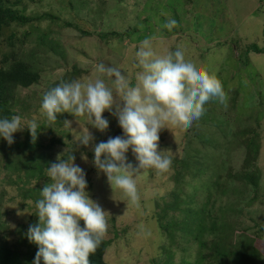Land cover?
Listing matches in <instances>:
<instances>
[{"label": "rangeland", "instance_id": "obj_1", "mask_svg": "<svg viewBox=\"0 0 264 264\" xmlns=\"http://www.w3.org/2000/svg\"><path fill=\"white\" fill-rule=\"evenodd\" d=\"M18 1L20 9L27 8L26 14L29 17L42 18L37 16L49 14L56 18L52 21L43 19L30 26L15 29L31 34L24 52L29 54L33 51L43 34L47 35V39L53 41L55 46H58L56 52L44 47L47 53L36 57V65H40L43 71L42 84L28 90L18 91L17 97L24 103V106L32 107L26 109L16 104L15 111L24 122L34 120L38 123L39 131L33 142L41 147L34 151L25 148L22 154L25 157L29 156L32 160L38 157L40 160L41 155L46 153L52 163L56 162L57 157L62 158L74 150L75 164L86 173V190L90 198L107 212V232L104 239L112 242L105 254V261L108 264H164L167 254L171 255L166 261L168 264L171 262L172 264H188L195 261V249L188 242L190 238L180 235L170 245L168 234L165 235L166 232L160 228L156 220L158 215L166 216L162 218L169 220L177 213V211L168 214L161 212L165 204L173 202L169 194L175 188L172 179L174 169L170 167L163 173L153 167L151 170L147 169L148 167L140 169L135 176L137 198L132 200L121 189L114 186L111 188L106 177L98 173L92 164V149L95 144L106 141L109 137L122 135V131L109 125L107 131L101 133L87 125L94 140L88 147H84L75 141L74 137L88 123L85 118L62 113L65 121L71 122L70 128L65 125V121L61 122L56 119V122H49L39 104H41L40 98L49 87L47 85L54 84L65 76L71 77V71L74 68L80 71L76 81L88 83L100 78L110 85L107 76L98 72L97 65L116 67L134 85L136 73L140 70L136 66L135 52L141 46L142 41L137 40L138 34L130 32L138 22L141 30L148 29V32L142 36L151 37L150 31L156 27L151 23L148 24V28L144 25L149 17L174 18L179 23L176 34H172L169 38L160 37L155 40L157 42L153 47L157 54L162 55L168 50L182 48L185 51V58L216 75L227 93L226 107L216 100L209 101L205 105L206 110L202 117L193 122L191 127L169 124V128H163L160 132H162L161 136L164 137V141L162 143L159 141L162 154L172 158L175 156L174 153H178L187 160L191 157L196 158L200 154V158L207 163L208 167L211 169L216 167L221 175L225 176L229 170L236 173L241 171L246 158V148L237 134L239 131L252 130L257 126L254 132L259 136L256 144L260 146V161L250 166L249 171L258 172L259 170L261 187L257 188V192L254 193L255 189L250 186L244 194L238 195L237 201L239 207L243 208L256 195L255 207L264 212V56L255 55L250 58L249 65L241 66L245 55L244 45L251 43L264 45V0ZM62 22L71 24L73 28L65 27ZM76 28L90 33L115 31L129 35L124 38L122 46L114 39H111L107 46L110 53H116L118 58L108 56L96 59L92 47L94 37H85ZM221 42H225L228 47L226 50L220 49L223 46ZM46 45L49 46V43ZM3 49L0 46V50ZM61 50L65 51V58L61 56L59 52ZM66 61L69 66L66 65ZM235 94L238 95L236 102L238 111H231L233 103L231 98ZM102 115L107 119L112 116L108 112ZM185 133L188 134L187 138ZM13 136L14 143L28 140L24 130L14 133ZM99 136L101 139L98 138ZM55 139L60 140L63 145L55 143ZM205 139L207 140L204 141ZM2 143L5 144V141L0 139V223H4L0 226V240L10 247L17 245L22 252H26L27 243L20 244V242L28 241L29 227L38 222L35 202L42 198L40 191L50 182L46 172L50 164L45 168L44 177L34 179L29 177L27 179L29 182L26 181L27 187L31 186L30 188L33 189L30 195L35 197V201L22 200L21 194L26 190L23 186L26 185L24 183L26 171L21 173V180H19L16 177L17 174L14 175L12 171L6 170V167L2 165L5 161ZM166 145L172 148L168 152H165ZM18 153L20 150L15 151V156L19 155ZM127 162L133 167L138 165L131 149L127 155ZM184 180L188 181L189 178ZM230 183L241 188L239 183L233 181ZM193 186L195 184L187 187L188 193L195 192L196 189L192 188ZM198 197L199 201H204L203 196L198 195ZM215 202V212L221 218L220 222L224 220L230 224L225 220L229 212L224 211L220 217L221 212L218 210L220 206L227 203V198L223 197ZM179 203L181 204L180 201ZM248 208L244 207L243 212ZM236 218L243 224L248 223L249 226L252 225L250 218L259 222L262 220V216H257L254 211H245L244 216L240 215ZM160 223L166 225L164 220ZM81 224H83L82 221ZM230 226L235 227L232 224ZM242 226L239 225V227ZM21 230L23 231L19 233ZM123 230H126V234L122 236L120 232ZM115 232L122 237L116 238ZM251 239L258 241L253 236ZM249 246L252 247L253 243ZM234 247L236 249L235 243ZM245 248L244 242H241L238 253L244 251Z\"/></svg>", "mask_w": 264, "mask_h": 264}, {"label": "clouds", "instance_id": "obj_2", "mask_svg": "<svg viewBox=\"0 0 264 264\" xmlns=\"http://www.w3.org/2000/svg\"><path fill=\"white\" fill-rule=\"evenodd\" d=\"M176 26L174 18L163 25L169 31ZM135 58L140 70L134 85L118 68L99 64L98 72L107 76L111 86L100 78L88 83L61 82L47 90L41 101L49 122H56L62 113L86 119L88 123L74 137L84 147L94 140L87 125L104 133L109 121L102 113L116 118L122 135L95 144L92 164L111 188L121 189L132 200L137 198L135 176L140 169L153 167L163 173L172 164L171 156L163 155L159 147L160 131L169 124L191 127L209 101L225 107L227 101L216 75L187 60L180 47L161 55L145 39ZM64 123L70 128V121ZM25 128L34 141L39 131L36 121L24 122L20 115L0 117V139L8 145L14 143L13 134ZM129 149L137 167L127 162ZM46 172L50 182L35 202L38 222L27 232L28 240L38 248L32 264H90V256L107 232V212L90 198L86 173L75 164L72 152L66 159L57 157Z\"/></svg>", "mask_w": 264, "mask_h": 264}, {"label": "trees", "instance_id": "obj_3", "mask_svg": "<svg viewBox=\"0 0 264 264\" xmlns=\"http://www.w3.org/2000/svg\"><path fill=\"white\" fill-rule=\"evenodd\" d=\"M19 7L18 0H0V46L4 48L3 50H0V117L10 118L13 115H18L15 111L16 104H19L26 109L32 107L30 105L27 107L24 106V103H22L17 97L18 91L22 89L28 90L42 84L43 71L40 65H36L37 62L35 60L37 55H45L47 53V51L44 50V47H48V50H52L53 52L58 51V46H55L54 42L48 40L47 35L43 34L40 37L39 44L34 47L33 51L29 54L24 52V48L31 34L25 31L20 32L15 29L17 27L24 28L30 26L32 23L43 19H49L52 21L56 18L49 14L37 16L42 18H36V16L29 17L26 14L27 8L24 7L23 9H20ZM167 20L168 19L164 17L162 19H157L155 16L149 17L145 20L144 25H146V27L150 23L154 24V27H156V29L154 28L150 31L151 37L146 38L142 36V34L148 32V29L145 28V30H141L138 27V22L134 28H131L130 33L133 32V34H138L139 38L137 40L143 42L145 39H149L154 45L157 42L155 40L160 37L169 38L172 34H176V29L178 28L177 26H179V23L177 22V26L169 31L163 27ZM62 23L67 28H73L69 23ZM76 30L80 31L79 28H76ZM80 32L85 37H94L95 41L92 43V47L96 54V59L108 56L118 58L119 56L116 53L112 51V53H110L107 46L110 44L111 39H114L122 46L124 38L129 35L119 34L115 31L90 33L81 30ZM48 43L49 46L46 45ZM221 43L223 44L222 47H220V44L218 45L220 49L226 50L228 47H226L225 42ZM243 48L245 50V55L241 66L249 65L250 58L255 55L264 56V45L259 46V44L251 43L250 45H244ZM59 52L61 56L65 58V51L61 50ZM240 59L241 56L239 57V62ZM66 65H68L67 61ZM71 73V77L68 78V76H65L60 81L47 85L49 86L47 87V90L61 82L76 81L80 71L74 68ZM42 97L40 98V102L42 101ZM237 98V94L231 98L233 99L230 108L231 111H238V109H236ZM39 106H41V104H39ZM57 120L64 122L65 117L62 114H57ZM108 121L111 127L116 130H121L114 116H111V118L109 117ZM246 121H248V119H246ZM256 128L257 126L252 130L246 129L239 131L237 134L238 137H241V143L246 148V158L241 171H237L236 173L229 170L225 176L221 175L216 167H214L215 169L209 168L207 163L200 158V154H198L196 158L191 157L190 160H187L178 153H174L175 156L172 157V164L170 167L174 169V177L172 179L174 180L175 188L169 194L172 197L173 202L165 204L161 212L162 214H168L177 211V213L179 212V215L177 216L176 213L169 220L162 218L166 216L158 215L156 216V220H158L157 223L159 222L158 225H160V228L166 232L165 235L168 234L167 236L170 245H172V242H175L180 235L190 238L188 242L191 243L192 248L195 249L196 259L194 262L188 264H264V212L259 211V209L255 207L254 203L256 202V195H254V198L250 199L244 207H249L245 210L246 212L254 211L257 216H262L261 222L250 218L252 225L249 226L248 223L244 222L243 224L236 218L240 215H245V211L243 212L244 207H239L237 201L238 195L244 194V191L250 186L255 189L254 193L257 192V188L259 189L261 187L259 170L258 172L249 171L250 166H253V164L260 161V146L256 144L259 136L254 132ZM24 133L28 138L26 142L16 141L11 145H8L6 142L5 144H1V146L4 147L3 152L5 157L4 164L2 165L6 167V170L12 171L14 175L17 174L16 177L19 180H21V173L26 171L24 176L26 179L24 183L26 185H23L26 190L21 194V198L22 200L32 199L35 201V197L32 196V194L30 195V192L33 189L30 188L31 186L27 187V183L29 182L27 179L29 177L33 179L44 177L45 168L51 162L46 153L41 155L40 160L39 157L32 160L29 156L25 157L24 154H22L23 149L25 148L30 151H34L36 148H41L33 142L32 137L26 128L24 129ZM161 133L162 132L159 133L160 143L164 141V137L161 136ZM185 137H188L187 133H185ZM98 138L101 139V136ZM55 140L56 141L53 140L55 143L63 145L60 140ZM206 140L207 139L204 141ZM166 147L167 149L165 152L172 149L170 146L166 145ZM18 150H20V153L15 156V151L17 152ZM71 152L74 155V150H72L68 152V154L62 156V158L66 159ZM88 156L90 155L88 154ZM147 169L151 170L152 167H148ZM186 178H189V180H184ZM8 180L9 183H11L9 178ZM201 180L203 182H199ZM231 181L239 183L241 188L236 185H231ZM192 184H195L192 188L196 190L195 192L191 191L188 193L187 187H191ZM198 195L203 196V202L202 200L199 201L200 198ZM223 197L227 198V203L218 208L221 212L220 217H222L224 211H228L229 215L225 216V220L234 225V228L230 226V224L224 222V220L220 222L221 218H219L215 212V201L217 200L218 202ZM241 199L243 200L242 196ZM163 220L166 221L165 226L160 223L163 222ZM2 224L4 225V223L1 222L0 226ZM239 225L243 226L239 227ZM22 231L23 230L19 233ZM120 233L123 236L126 234V230H123ZM115 236L116 238L122 237L116 232ZM252 236L254 239H258V241L252 240ZM209 237H211V239H208ZM250 240H252V242H250ZM241 242H244V246L248 248V250L245 248L244 251L238 253V247ZM22 243H27L28 245V250L26 252H22L17 245L10 247L0 240V264H32L38 248L29 240L27 242H20V244ZM111 243L110 240L103 238L95 253L90 256V264H108L105 261V254L107 249L111 246ZM252 243L253 246L250 247L249 245ZM185 255L183 256L186 257ZM170 257L171 255L167 254L166 261H168ZM166 261L164 264H168ZM41 264H43V262H41Z\"/></svg>", "mask_w": 264, "mask_h": 264}]
</instances>
